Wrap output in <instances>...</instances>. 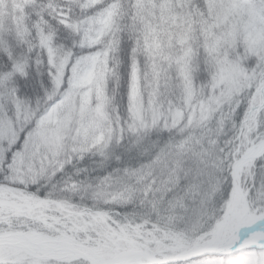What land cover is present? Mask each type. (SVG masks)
I'll list each match as a JSON object with an SVG mask.
<instances>
[{"label": "clouds", "instance_id": "9594fccd", "mask_svg": "<svg viewBox=\"0 0 264 264\" xmlns=\"http://www.w3.org/2000/svg\"><path fill=\"white\" fill-rule=\"evenodd\" d=\"M18 9L0 0V264H264V0Z\"/></svg>", "mask_w": 264, "mask_h": 264}, {"label": "trees", "instance_id": "16d2710c", "mask_svg": "<svg viewBox=\"0 0 264 264\" xmlns=\"http://www.w3.org/2000/svg\"><path fill=\"white\" fill-rule=\"evenodd\" d=\"M28 4V0H19V13L21 14V16H23V14L25 13V9L26 6Z\"/></svg>", "mask_w": 264, "mask_h": 264}, {"label": "bare ground", "instance_id": "6f19581e", "mask_svg": "<svg viewBox=\"0 0 264 264\" xmlns=\"http://www.w3.org/2000/svg\"><path fill=\"white\" fill-rule=\"evenodd\" d=\"M217 243H222V241L221 240H218Z\"/></svg>", "mask_w": 264, "mask_h": 264}, {"label": "snow or ice", "instance_id": "6c2138e0", "mask_svg": "<svg viewBox=\"0 0 264 264\" xmlns=\"http://www.w3.org/2000/svg\"><path fill=\"white\" fill-rule=\"evenodd\" d=\"M161 7H162V9H163L165 6H164V5H162Z\"/></svg>", "mask_w": 264, "mask_h": 264}, {"label": "rangeland", "instance_id": "374dc122", "mask_svg": "<svg viewBox=\"0 0 264 264\" xmlns=\"http://www.w3.org/2000/svg\"><path fill=\"white\" fill-rule=\"evenodd\" d=\"M0 222H2V218H0Z\"/></svg>", "mask_w": 264, "mask_h": 264}]
</instances>
